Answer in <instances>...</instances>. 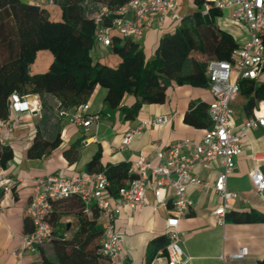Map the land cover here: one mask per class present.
I'll use <instances>...</instances> for the list:
<instances>
[{
    "label": "crops",
    "instance_id": "obj_1",
    "mask_svg": "<svg viewBox=\"0 0 264 264\" xmlns=\"http://www.w3.org/2000/svg\"><path fill=\"white\" fill-rule=\"evenodd\" d=\"M176 1L177 18L170 15L164 18L152 15L145 25L139 43L147 61L154 57L163 33L172 31L183 17L197 10L198 0ZM24 2L33 3L34 0ZM53 6L47 7L49 16L54 12ZM214 23L230 33L237 43L245 36L242 26L233 24L223 14L217 16ZM108 52L109 47L93 46L92 60L100 61ZM94 55L97 57L94 58ZM119 60V57H116L114 63L118 64ZM250 81L255 86L264 87V70L256 79ZM245 84L244 82L242 86ZM241 89L230 104L234 126H238L250 116L245 112L247 97ZM105 93L104 88L97 86L86 98L89 113L99 117L97 124L88 129L78 127L66 117L54 113L49 120L42 121L41 98L37 94L24 96L28 110L9 111L8 118L11 121L19 119L20 124L14 126L11 131L0 132V142L9 145L13 151L12 159L5 166H0V169L2 175L15 177L19 181L0 196V264H31L38 259V255L25 254L23 261L17 263L13 256V252L22 245L27 219L25 208L35 178L57 173L66 177L88 174L87 162L98 150L101 153V166L119 162L130 164L140 151L154 164L157 147L165 149L171 143L183 139L198 143L208 129L198 128L184 121V114L191 102L209 103L211 97L208 86L194 87L172 82L162 103L142 104L133 119L126 118L118 109H106L103 101ZM134 102L133 95L126 94L122 105L131 108ZM255 108H260V112L264 114V99L255 102L251 114ZM160 115L170 117L169 121L160 126L147 124L148 120ZM139 124L144 125L143 132L132 138L126 147H122L121 140L125 131ZM37 134L46 140L58 136L59 143L48 153L32 158L27 152ZM253 153L264 158V127H256L247 133L243 151L236 158L235 167L228 175L227 188L238 195V198L230 200L229 212H254L264 216V193L255 190L249 177L254 164L251 160ZM257 164L264 171V159ZM219 170L218 159L211 160L207 165H194L192 168L194 174L210 184L216 179ZM186 193L193 201V206L189 213L180 218L177 227L184 259L182 264H257L264 258V219L249 222H235L230 219L225 220L223 225H218L215 222L214 210L221 203L220 196L211 188L200 189L194 185L188 186ZM170 209V190L166 191L165 204H159L149 190L146 193V204L140 210H132L129 206L121 208L115 221V229L128 264H166L165 250L155 249L151 243L158 237L168 236L164 222ZM64 218H72V226L75 228L77 220L74 212L61 215L58 222L64 223ZM30 228L29 224L28 229ZM71 232L67 225L64 235L69 236ZM240 247H246L248 250L244 258L226 261L222 259V256L226 257Z\"/></svg>",
    "mask_w": 264,
    "mask_h": 264
},
{
    "label": "trees",
    "instance_id": "obj_2",
    "mask_svg": "<svg viewBox=\"0 0 264 264\" xmlns=\"http://www.w3.org/2000/svg\"><path fill=\"white\" fill-rule=\"evenodd\" d=\"M58 5L61 19L51 20L47 7L36 6L22 0H0V119L9 116L12 94L25 96L37 94L41 98L42 121L58 115L61 109L85 103L87 96L101 87L106 90L103 98L106 109H118L126 118L133 119L144 103H162L168 86L189 84L207 87L206 64L211 60H230L238 46L227 31L215 26L221 14L212 8L209 21L197 10L183 17L172 30L163 33L154 57L147 61L139 41L111 36L110 52L119 57L115 67L99 60L93 61V20L91 14L100 6L115 9L128 0H53ZM47 50L52 60L46 71L31 73L30 65L37 52ZM246 83L242 86L243 83ZM240 88L247 97L245 112L251 115L257 100L264 99V87L242 80ZM126 94L133 95L131 108L122 105ZM54 99L50 101V99ZM184 114V121L198 128H210L207 103L191 102ZM58 136L51 140L35 136L28 149L29 157H40L56 147ZM100 151L87 162L88 173L103 172L109 185L108 192L116 195L119 187L134 177L129 164H100ZM13 157L12 148L0 142V166ZM2 193H0L1 196ZM50 219L52 236L39 248L38 259L31 264H111L100 252L102 228L96 209L91 215L83 212V204L76 196L53 201ZM74 212L76 226L69 236L67 227L59 223L63 214ZM249 222L264 219L254 212H229L225 220ZM30 222L25 220V232ZM170 238L166 235L152 241L155 249L165 250ZM49 245V250L44 246ZM257 264H264V258Z\"/></svg>",
    "mask_w": 264,
    "mask_h": 264
},
{
    "label": "built area",
    "instance_id": "obj_3",
    "mask_svg": "<svg viewBox=\"0 0 264 264\" xmlns=\"http://www.w3.org/2000/svg\"><path fill=\"white\" fill-rule=\"evenodd\" d=\"M40 7L54 5L53 0H34ZM176 0H128L125 4L110 9L100 6L90 18L93 20V46L109 47L111 36L118 35L139 41L148 19L152 15L164 18L170 15L177 18ZM212 8L220 10L235 24L242 26L245 36L233 51L230 60H211L206 64V76L211 100L207 104V115L211 122L200 142L183 139L171 143L167 148H156V162L150 163L143 151L130 162L129 170L134 174L131 180L119 187L116 195H111L109 182L103 172L78 174L66 177L62 174H48L34 179L29 202L25 208L26 218L31 230L22 235L21 248L13 252L17 263L24 255L37 256L39 248L52 236L50 219L53 214V201L76 196L83 204V212L91 215L98 211L102 228L100 252L111 264H128L127 256L120 246V237L115 229V221L123 206L140 210L146 204V193L151 190L159 204H165L166 191L170 190L171 209L165 218V228L170 238L165 248L166 264H182L183 252L180 247L179 220L189 213L193 201L186 188L194 185L200 189L211 188L220 198V205L214 210L215 222L223 225L229 213L230 200L238 195L227 188L228 175L235 167L236 158L242 153L247 133L256 127H264V114L260 108L234 126L231 102L240 91L242 80H254L264 70V0H201L200 13L209 18ZM10 110H28L24 96L12 94ZM58 116L66 117L78 127L88 129L96 125L98 115L89 113L87 103L76 107L61 109ZM170 117L155 116L147 121L153 126L164 125ZM20 124L19 119L11 121L8 117L0 119V132L11 131ZM143 124L125 131L121 146L126 147L132 138L143 132ZM218 159L220 170L212 184L202 180L192 172L194 165H207ZM257 153L251 155L253 166L249 172L251 183L256 191L264 193V171L257 164L262 160ZM19 180L4 176L0 169V193L8 192ZM246 247L222 256L224 261L244 258Z\"/></svg>",
    "mask_w": 264,
    "mask_h": 264
},
{
    "label": "rangeland",
    "instance_id": "obj_4",
    "mask_svg": "<svg viewBox=\"0 0 264 264\" xmlns=\"http://www.w3.org/2000/svg\"><path fill=\"white\" fill-rule=\"evenodd\" d=\"M53 10H54V12L51 13L50 19L51 20H59V19H61V13H60L59 6L58 5H54L53 6ZM96 57H97V55H94V58H96ZM116 57H118V56L113 54V53H111V52H108L107 55H105L104 58L100 59V62L104 63V64H106V65H108L110 67H115L117 65V63H114ZM51 60H52V56L47 50L38 51L34 62L30 65V71L32 73H42V72L46 71V69L48 68V65L51 62ZM62 220H63L64 223H67V225L69 226V231H73L74 230V228L72 226L73 225L72 218H64ZM44 247L49 250V245L48 244L46 246H44Z\"/></svg>",
    "mask_w": 264,
    "mask_h": 264
},
{
    "label": "water",
    "instance_id": "obj_5",
    "mask_svg": "<svg viewBox=\"0 0 264 264\" xmlns=\"http://www.w3.org/2000/svg\"><path fill=\"white\" fill-rule=\"evenodd\" d=\"M205 21H209V18L207 16H204Z\"/></svg>",
    "mask_w": 264,
    "mask_h": 264
}]
</instances>
